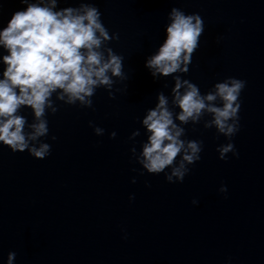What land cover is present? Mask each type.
Here are the masks:
<instances>
[{"label":"water","instance_id":"1","mask_svg":"<svg viewBox=\"0 0 264 264\" xmlns=\"http://www.w3.org/2000/svg\"><path fill=\"white\" fill-rule=\"evenodd\" d=\"M80 2L56 0L53 10ZM86 2L99 9L109 35L118 34L102 50L124 58L128 78L113 77L114 98L98 88L92 108L65 105L53 94L58 111L48 110L49 134L41 138L51 146L46 158L0 144V264H7L10 252L16 253L13 264H264V0ZM0 5L2 30L25 6L19 0ZM41 6L51 7V0ZM173 7L204 21L188 73L173 75L202 94L228 77L246 82L239 131L231 140L215 127L204 128L208 114L198 124L182 125L183 138L202 141L203 150L177 183L167 182L164 173H147L131 151L142 152L147 142L142 119L158 93L168 98L174 116L179 111L172 102L173 76L153 78L145 67L166 38ZM6 54L0 46V79ZM20 114L34 122L30 108ZM90 121L104 129L102 135ZM227 143L238 156L230 152L221 160L217 148ZM222 185L226 193L219 191Z\"/></svg>","mask_w":264,"mask_h":264},{"label":"clouds","instance_id":"2","mask_svg":"<svg viewBox=\"0 0 264 264\" xmlns=\"http://www.w3.org/2000/svg\"><path fill=\"white\" fill-rule=\"evenodd\" d=\"M19 2L25 6L23 10H16L0 30V46L7 50L3 56L7 67L0 79V144L13 153L27 151L36 159H44L51 150L48 143L41 141L49 134L46 116L49 109L51 114L58 111L53 94L65 105L92 108V97L98 88L104 86L110 98H114L113 77L122 81L128 77L123 69L124 58L111 48L106 50L107 55L102 50L105 41L118 40L119 36L109 35L101 20L102 14L93 3L83 0L78 7L54 11L56 0H51V7L41 6L43 0ZM169 19L166 38L158 52L146 60L145 67L151 70L153 78L173 76L176 84L172 102L179 111L174 116L168 107V98L163 92L158 93V103L142 119L149 133L147 142L142 152L137 153L135 147L131 151L147 173H164L167 182L177 183L183 182L190 171L188 166L201 159L203 150L202 141L183 138L186 130L182 125L198 124L208 114L211 119L204 123V128L215 127L219 135L231 140L239 131V98L246 82L228 77L202 94L196 84L173 75L188 73L191 58L200 46L204 21L200 15L185 14L176 7L170 10ZM218 99L219 105L214 103ZM22 107L32 110L34 122L29 123L20 114ZM89 126L98 136L104 132L91 121ZM115 135L111 133V138ZM138 135L136 130L130 139ZM33 142H39V146ZM217 151L221 160L230 152L238 156L232 143L220 145ZM132 182H136L135 178ZM219 191L226 193L227 188L222 185ZM15 258L16 253L10 252L7 264H13Z\"/></svg>","mask_w":264,"mask_h":264}]
</instances>
